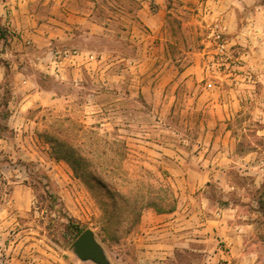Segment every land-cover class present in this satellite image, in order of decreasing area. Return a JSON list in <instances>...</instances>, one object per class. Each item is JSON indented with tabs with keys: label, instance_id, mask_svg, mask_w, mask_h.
<instances>
[{
	"label": "rangeland",
	"instance_id": "374dc122",
	"mask_svg": "<svg viewBox=\"0 0 264 264\" xmlns=\"http://www.w3.org/2000/svg\"><path fill=\"white\" fill-rule=\"evenodd\" d=\"M140 2L98 0L104 34L36 42L40 56L28 48L23 60L24 91L9 68L0 80V264H95L70 248L87 227L110 264H264V136L260 124L244 122L245 113L234 124L235 152L253 148L257 154L226 176L235 186L230 196L237 220L251 223L242 252L216 254L208 241L177 249L161 263L144 260L138 250L135 211L141 215L154 195L173 197L176 205V186L194 159L188 153L200 129L184 88L205 82L203 72L195 77L204 64L215 70L208 23L200 26L191 12L164 0V24L150 29L136 15ZM64 49L91 57L70 59ZM193 64L197 72L186 74ZM46 130L72 141L92 179L75 176L65 160L53 157ZM129 186L133 192L121 196ZM209 189L212 197L222 194Z\"/></svg>",
	"mask_w": 264,
	"mask_h": 264
},
{
	"label": "crops",
	"instance_id": "0c3cea01",
	"mask_svg": "<svg viewBox=\"0 0 264 264\" xmlns=\"http://www.w3.org/2000/svg\"><path fill=\"white\" fill-rule=\"evenodd\" d=\"M172 1L181 12H191L200 26L217 20L234 54H241L251 69L255 83H235L204 64L195 77H202L203 72L205 82L184 88L192 99L200 129L191 138L195 147L188 155L194 159L187 161L183 183L176 186L174 209L156 212L146 207L134 237L144 260L161 263L169 261L177 249H196L208 241L216 254L242 252L251 223L237 220L230 196L235 186L226 176L232 168L240 170L257 151L235 152L237 118L245 113L244 122L260 124L258 131L264 136V0ZM97 9L98 0H0V56L9 59L8 64L0 60V80L9 68L21 82L17 90L24 91L29 76L23 60L28 48L32 49L29 54L40 56L36 42H75L85 35L104 34L106 23L96 15ZM167 11L164 0H141L136 7L140 22L150 29L163 26ZM186 70L188 75L197 72L196 64ZM235 157L240 163L236 164ZM212 185L220 188L221 196H210Z\"/></svg>",
	"mask_w": 264,
	"mask_h": 264
},
{
	"label": "built area",
	"instance_id": "2783aa9c",
	"mask_svg": "<svg viewBox=\"0 0 264 264\" xmlns=\"http://www.w3.org/2000/svg\"><path fill=\"white\" fill-rule=\"evenodd\" d=\"M208 42L212 43L211 53V66L215 68L217 72L222 73L231 81L239 83L241 81L246 82L248 85H254L255 80L251 69L246 66L245 60L241 54H234L232 52V46L228 44L227 39L224 36L223 29L217 20H213L208 23ZM62 56L67 58H74L76 56H85L90 58L89 53H81L75 49H64Z\"/></svg>",
	"mask_w": 264,
	"mask_h": 264
},
{
	"label": "trees",
	"instance_id": "16d2710c",
	"mask_svg": "<svg viewBox=\"0 0 264 264\" xmlns=\"http://www.w3.org/2000/svg\"><path fill=\"white\" fill-rule=\"evenodd\" d=\"M0 33L2 34V31L0 30ZM6 104V102H5ZM4 128L2 124H0V130ZM42 135L45 136V140L49 144L50 148V153L53 155L54 158L56 159H63L65 160L69 166L71 167L72 171L74 172L75 176L83 179V180H88L92 179V173L87 169V161L86 158L83 157L82 155L76 153V150L72 146V141L69 140L66 136H59L50 130L44 131ZM134 187H126L124 191H119L122 193H119L121 196H128L133 192ZM155 193V191H154ZM126 194V195H125ZM155 198V199H153ZM152 200L155 201H149L146 202L143 206H150L152 207L156 212H168L172 211L175 207V199L173 197L168 198L166 196H157L154 195L152 196ZM159 200V201H157ZM168 205L166 206L165 204ZM135 204V203H134ZM161 204V205H160ZM136 205H134L135 207ZM138 206V205H137ZM134 210V209H133ZM136 216L134 217V221L138 222L140 218V209L135 211ZM105 229V228H103ZM82 231L79 230V233Z\"/></svg>",
	"mask_w": 264,
	"mask_h": 264
},
{
	"label": "water",
	"instance_id": "95a60500",
	"mask_svg": "<svg viewBox=\"0 0 264 264\" xmlns=\"http://www.w3.org/2000/svg\"><path fill=\"white\" fill-rule=\"evenodd\" d=\"M71 250L82 261L95 264H110L101 244L96 240L91 228L83 229L72 241Z\"/></svg>",
	"mask_w": 264,
	"mask_h": 264
}]
</instances>
